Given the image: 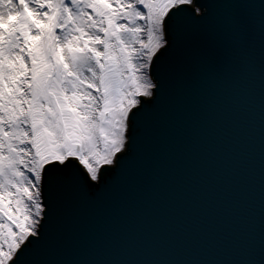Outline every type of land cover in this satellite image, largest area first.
Segmentation results:
<instances>
[{"label":"snow or ice","instance_id":"snow-or-ice-1","mask_svg":"<svg viewBox=\"0 0 264 264\" xmlns=\"http://www.w3.org/2000/svg\"><path fill=\"white\" fill-rule=\"evenodd\" d=\"M0 264H264V0H0Z\"/></svg>","mask_w":264,"mask_h":264}]
</instances>
